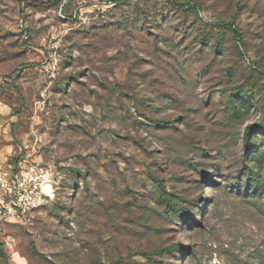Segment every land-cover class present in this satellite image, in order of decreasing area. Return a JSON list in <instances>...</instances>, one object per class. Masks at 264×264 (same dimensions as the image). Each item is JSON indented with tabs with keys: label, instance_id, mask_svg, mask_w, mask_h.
Listing matches in <instances>:
<instances>
[{
	"label": "rangeland",
	"instance_id": "obj_1",
	"mask_svg": "<svg viewBox=\"0 0 264 264\" xmlns=\"http://www.w3.org/2000/svg\"><path fill=\"white\" fill-rule=\"evenodd\" d=\"M176 1L0 0V264H264V0Z\"/></svg>",
	"mask_w": 264,
	"mask_h": 264
},
{
	"label": "built area",
	"instance_id": "obj_2",
	"mask_svg": "<svg viewBox=\"0 0 264 264\" xmlns=\"http://www.w3.org/2000/svg\"><path fill=\"white\" fill-rule=\"evenodd\" d=\"M16 165L12 161L0 163V217L25 223L31 220L35 207L53 195L52 173L24 160L19 169Z\"/></svg>",
	"mask_w": 264,
	"mask_h": 264
},
{
	"label": "trees",
	"instance_id": "obj_3",
	"mask_svg": "<svg viewBox=\"0 0 264 264\" xmlns=\"http://www.w3.org/2000/svg\"><path fill=\"white\" fill-rule=\"evenodd\" d=\"M170 2H171L170 4H172V6H174L176 8H179L181 10H188V9L196 8L195 5L192 6V5H190L188 3H185V2L182 3V2H179V1H176V0H170ZM245 138H246V140H249V132H246Z\"/></svg>",
	"mask_w": 264,
	"mask_h": 264
}]
</instances>
